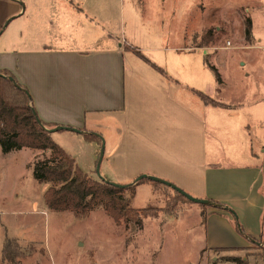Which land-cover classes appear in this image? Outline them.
Here are the masks:
<instances>
[{
  "label": "crops",
  "instance_id": "obj_1",
  "mask_svg": "<svg viewBox=\"0 0 264 264\" xmlns=\"http://www.w3.org/2000/svg\"><path fill=\"white\" fill-rule=\"evenodd\" d=\"M119 1L0 0V29L12 17L0 34V71L10 72L27 89L43 123L81 130L77 133L80 136L101 135L104 119L113 121L116 127L127 125L126 84L150 87L155 91V104L143 105L139 117L146 123L150 116L155 119V175L171 183H184L180 189L231 209L245 234L264 247V142L257 141L248 120L264 119V93L242 90L222 102L217 97L224 83L211 63L220 82H213L215 99L208 97L226 107L203 103L195 92L204 94L208 90L207 81L202 79L209 68L204 52L187 47L186 53L200 52L201 63H174L169 68L146 57L148 62L141 59L128 49L143 52L126 32L129 15L124 16L123 10L118 12ZM16 19L20 21L13 23ZM250 20L255 43V22L251 16ZM251 47L262 48L254 44ZM238 65L243 67L245 63ZM243 116L246 121L239 123ZM209 117L215 120L209 121ZM218 117L225 118L235 143H225V125ZM120 143L111 146L101 164H111L121 149ZM10 153L25 157L26 167L37 151L1 152L3 157ZM202 212L206 217L202 249L207 264L209 256L211 264H235L224 260L226 257H238L246 264H264L260 257L242 255L250 242L235 232L229 212L206 206L199 210L201 218ZM218 249L227 251L216 258L214 252ZM0 262L5 264L1 251Z\"/></svg>",
  "mask_w": 264,
  "mask_h": 264
},
{
  "label": "rangeland",
  "instance_id": "obj_2",
  "mask_svg": "<svg viewBox=\"0 0 264 264\" xmlns=\"http://www.w3.org/2000/svg\"><path fill=\"white\" fill-rule=\"evenodd\" d=\"M116 7L118 12L124 11V16L129 15L126 32L152 62L167 68L174 63H201L200 52H184L187 47L198 49L204 52V62L213 63L221 74L224 84L217 98L222 102L242 90L248 94L264 93V0H120ZM250 16L255 22V43L253 36L250 41L244 36V19ZM19 19L12 22L18 23ZM11 29L2 34V40ZM253 44L262 48H252ZM239 62L245 65L241 67ZM205 72L202 79L207 81L208 90L203 93L215 99L214 74L210 68ZM141 84H126L127 125L116 127L106 119L100 123L102 133L98 135L104 143L105 155L111 146L121 142L111 164L100 165V175L121 185L134 183L139 175L157 177L155 119L150 116L146 123L139 117L143 105L155 104V91ZM212 119L215 117H209V121ZM217 120L228 126L225 118ZM240 120L242 123L246 118ZM248 120L257 141L264 142V119L249 117ZM226 125L224 141L235 143L234 132ZM51 138L75 159L83 172L98 177L94 164L101 144L86 141L67 130L55 132ZM48 156L49 151H37L25 167V157L13 153L3 157L0 152V251L4 241L12 239L23 248L21 264H207L202 249L204 226L198 215L206 207L189 202L159 183L143 180L131 186L134 196L130 206L157 209L158 214L144 218L141 230L133 224L116 225L100 208L82 218L69 211H49L43 200L46 185L37 183L29 168L36 159ZM14 157L17 162H13ZM172 184L178 188L184 186L181 182ZM125 196L129 197V192ZM235 232L245 238L236 229ZM249 245L243 256L264 257L260 242ZM221 252L215 250L214 256L217 258ZM208 263L211 264L210 256Z\"/></svg>",
  "mask_w": 264,
  "mask_h": 264
},
{
  "label": "trees",
  "instance_id": "obj_3",
  "mask_svg": "<svg viewBox=\"0 0 264 264\" xmlns=\"http://www.w3.org/2000/svg\"><path fill=\"white\" fill-rule=\"evenodd\" d=\"M251 31V20L250 18H245L244 36L247 41H250L252 37ZM133 53L148 62L140 51L135 50ZM151 66L160 73H163V70L156 67L154 64H151ZM208 66L214 74L215 81L219 83L220 77L217 70L212 65L208 64ZM8 77H11L17 86L11 83L7 79ZM195 93L205 104L216 107H226L201 92L196 91ZM34 112L35 110L32 106L31 97L27 89L20 85L10 72L5 70L0 71V150L3 154L21 149L41 152L49 151L48 157L36 159L29 165L34 180L39 184L47 185L43 194V200L49 211H69L76 217L82 218L88 216L90 212L100 208L111 217L116 225L123 224L127 227L133 224L140 230L143 227L144 218L157 216V209H155V211L148 208L134 209L130 206L131 199L134 196V188H120L112 185L110 181L104 177L102 179L92 177L83 172L77 166L75 160L52 140L51 134L42 129L37 121V115ZM39 121L48 129L54 128V125L43 123L40 119ZM83 138L86 141L97 142L99 145L101 144V139L96 133H84ZM96 163L97 160L95 166ZM126 192H129V197L125 196ZM174 192L186 199L180 193ZM208 201L213 204L212 207L229 212L233 218L235 229L248 239L250 243L258 242L245 234L235 213L231 209L215 201ZM201 206L203 208L206 207L203 205ZM151 212H153L154 215H152ZM201 215L202 224L205 228L206 217L204 212H202ZM218 250L227 251V249ZM22 255L23 248L20 247L15 240L6 239L2 244L1 260L3 263L21 264L19 258ZM260 258L264 261L263 256H260ZM224 260L234 262L235 264H246V262L238 257H226Z\"/></svg>",
  "mask_w": 264,
  "mask_h": 264
},
{
  "label": "water",
  "instance_id": "obj_4",
  "mask_svg": "<svg viewBox=\"0 0 264 264\" xmlns=\"http://www.w3.org/2000/svg\"><path fill=\"white\" fill-rule=\"evenodd\" d=\"M5 26H3V28L1 29V32L2 30L4 29ZM11 83H13L15 86H17L13 79L11 77H8L7 78ZM35 113V112H34ZM37 121L38 123L41 125L42 129H44L47 133L49 134H53L55 132H58V131H62V130H67V131H72V132H75V133H81V131H79L78 129H75V128H70V127H64V126H57V127H54V128H51V129H48L46 127H44L41 122L39 121L38 117H37ZM104 143L103 141L101 140V145H100V151H99V156H98V159H97V163H96V166H95V172L98 176V178H103L101 175H100V172H99V169H100V165H101V162H102V159H103V156H104ZM141 180H148V181H152V182H156V183H159V184H162L164 186H167L169 188H171L172 190L180 193L181 195H183L188 201L192 202V203H195V204H198V205H203V206H213V204L206 200V199H198V198H194L190 195H188L187 193H185L184 191H182L180 188H178L177 186H175L174 184H172L171 182H168V181H165V180H162L160 178H157V177H153V176H148V175H139L134 183H131V184H127V185H121V184H117V183H113V182H110L112 185L114 186H117V187H120V188H129L131 186H133L135 183H137L138 181H141Z\"/></svg>",
  "mask_w": 264,
  "mask_h": 264
},
{
  "label": "built area",
  "instance_id": "obj_5",
  "mask_svg": "<svg viewBox=\"0 0 264 264\" xmlns=\"http://www.w3.org/2000/svg\"><path fill=\"white\" fill-rule=\"evenodd\" d=\"M229 45V43H227Z\"/></svg>",
  "mask_w": 264,
  "mask_h": 264
}]
</instances>
